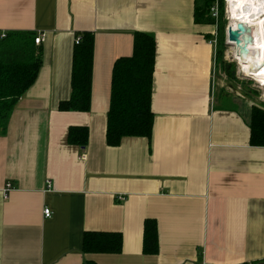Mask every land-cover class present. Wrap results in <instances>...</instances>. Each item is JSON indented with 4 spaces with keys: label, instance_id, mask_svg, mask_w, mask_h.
<instances>
[{
    "label": "crops",
    "instance_id": "crops-1",
    "mask_svg": "<svg viewBox=\"0 0 264 264\" xmlns=\"http://www.w3.org/2000/svg\"><path fill=\"white\" fill-rule=\"evenodd\" d=\"M196 1L0 0V36L44 35L37 81L0 136V264H264V147L250 144L260 106L241 93L215 103L216 27L195 22ZM84 32L91 110L60 111ZM138 32L157 42L153 135L112 147L113 68ZM82 126L88 145H71ZM147 220L157 254L144 251ZM87 232L121 234L122 251L85 253Z\"/></svg>",
    "mask_w": 264,
    "mask_h": 264
},
{
    "label": "trees",
    "instance_id": "trees-1",
    "mask_svg": "<svg viewBox=\"0 0 264 264\" xmlns=\"http://www.w3.org/2000/svg\"><path fill=\"white\" fill-rule=\"evenodd\" d=\"M218 1V2H217ZM197 0L195 22L216 25L211 8L218 3L219 21L216 62L225 65V0ZM38 36L32 31H11L0 38V136L6 134L9 119L17 102L36 83L42 67L41 49L35 44ZM72 66V93L59 105L60 111L89 112L92 105L93 61L95 37L91 32L78 35ZM220 44L223 49H220ZM157 42L153 35L138 32L134 35L133 55L118 59L113 68L111 102L108 111L107 144L115 147L127 137L151 139L155 115L152 109L153 79L156 65ZM89 129L70 127L68 142L86 147ZM252 146L264 147V107H254L252 113ZM123 239L118 233L87 232L85 253H120ZM144 251L159 252V234L155 220L145 224ZM90 264V263H85Z\"/></svg>",
    "mask_w": 264,
    "mask_h": 264
},
{
    "label": "bare ground",
    "instance_id": "bare-ground-1",
    "mask_svg": "<svg viewBox=\"0 0 264 264\" xmlns=\"http://www.w3.org/2000/svg\"><path fill=\"white\" fill-rule=\"evenodd\" d=\"M227 11L231 29L239 33L232 54L264 90V0H228Z\"/></svg>",
    "mask_w": 264,
    "mask_h": 264
},
{
    "label": "rangeland",
    "instance_id": "rangeland-1",
    "mask_svg": "<svg viewBox=\"0 0 264 264\" xmlns=\"http://www.w3.org/2000/svg\"><path fill=\"white\" fill-rule=\"evenodd\" d=\"M217 1V0H216ZM218 2V1H217ZM221 5V1L219 0ZM225 8V18L222 22L225 24V35L226 29L230 24L228 15V0L222 3ZM212 9V8H211ZM220 24V21H218ZM216 26V25H214ZM216 32H218V26H216ZM215 32V33H216ZM227 36L225 39V62L226 64L218 65L216 69V82H215V103L218 106L229 104L231 102V97L236 93H241L243 96L248 97L254 101L256 106L263 107L264 105V90L261 85H259L256 79L250 77L243 69L238 60L232 54V49L234 47L227 45ZM223 49V45L220 44V49Z\"/></svg>",
    "mask_w": 264,
    "mask_h": 264
},
{
    "label": "built area",
    "instance_id": "built-area-1",
    "mask_svg": "<svg viewBox=\"0 0 264 264\" xmlns=\"http://www.w3.org/2000/svg\"><path fill=\"white\" fill-rule=\"evenodd\" d=\"M227 1V0H226ZM211 16H212V18L213 19H215V21H216V26H217V23H218V21H219V6H218V3L216 2L215 3V5L212 7V9H211ZM215 26V27H216ZM217 29V28H216ZM6 36V34H2L1 36H0V38H4ZM227 36V40H228V35H226ZM217 38H218V33L216 32L215 34H214V41H213V44L215 45V47H217ZM43 40H44V35L43 34H39L37 37H36V39H35V44L37 45V46H39V45H41V43L43 42ZM80 38H78L77 40H76V42H77V44L80 42ZM82 159H85V157H83ZM51 186V183L49 182L48 183V187H50ZM12 188V186L9 184V185H7V189H6V191H5V198H7L8 197V192L10 191V189ZM51 214H52V212H51V210L49 209V208H46L45 210H44V216L46 217V218H49L50 216H51Z\"/></svg>",
    "mask_w": 264,
    "mask_h": 264
},
{
    "label": "water",
    "instance_id": "water-1",
    "mask_svg": "<svg viewBox=\"0 0 264 264\" xmlns=\"http://www.w3.org/2000/svg\"><path fill=\"white\" fill-rule=\"evenodd\" d=\"M226 35H228V41L226 42L227 45H230L231 43H238L239 42V33L234 32L231 29L230 24H229L228 28L226 29Z\"/></svg>",
    "mask_w": 264,
    "mask_h": 264
}]
</instances>
